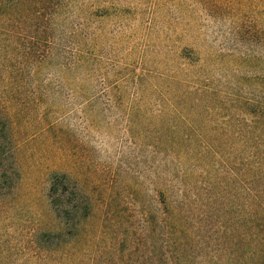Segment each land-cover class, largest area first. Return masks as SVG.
<instances>
[{
  "label": "rangeland",
  "instance_id": "374dc122",
  "mask_svg": "<svg viewBox=\"0 0 264 264\" xmlns=\"http://www.w3.org/2000/svg\"><path fill=\"white\" fill-rule=\"evenodd\" d=\"M15 79L0 264H264V0H0V82ZM53 175L88 214L58 253Z\"/></svg>",
  "mask_w": 264,
  "mask_h": 264
},
{
  "label": "trees",
  "instance_id": "16d2710c",
  "mask_svg": "<svg viewBox=\"0 0 264 264\" xmlns=\"http://www.w3.org/2000/svg\"><path fill=\"white\" fill-rule=\"evenodd\" d=\"M21 88V82L19 80H7L6 82H0V94L3 92H14ZM2 96L0 97L1 101ZM256 104L245 102L240 104V109L243 111L244 114L249 115L252 117V119H259L257 116L256 111ZM5 111L3 110L2 104L0 103V158L9 153L10 150H8V144L10 143L8 141V129H7V122L4 118ZM242 113V112H241ZM256 122L252 120L248 128H251L255 126ZM248 136H251L252 139L255 136V132L250 131L247 133ZM65 175H53L50 180V185L48 188V202L51 207V210L53 211V214L55 218L57 219L58 223H60V226H62V230L58 231L57 233L51 235L52 243H51V251L52 253H58V252H65L70 250V248L77 247V244H79V240H74L72 242H67L63 239V236L67 232V228L71 226V229L76 232L74 234V237L79 236L81 233L80 224L81 221L87 218L86 210L87 208H82L79 206V199L77 192L75 188L73 190L69 189L68 183L66 181ZM255 180V179H254ZM253 180L251 182H247L248 185H252ZM247 191L251 190L250 188L246 189ZM71 196V197H70ZM162 197V203L165 206V215H164V229H165V237L168 238V240L162 244V248H165L166 251L172 250L173 253L180 251L181 245L179 244V238L181 236V229H179L177 224V218L175 213L173 212V208H171L170 204L167 203V198L165 194H161ZM71 198V199H70ZM85 211L86 213H83ZM80 229V230H79ZM85 236V235H84ZM80 237V236H79ZM82 239V237H80ZM80 248H78V251H75L76 254L81 253V251H84L86 246L79 245ZM69 248V249H68ZM132 261L134 264L136 263L132 259H128L125 264H130ZM60 264H71L66 263V261H61ZM132 264V263H131ZM162 264H170V262H166L165 260L162 262ZM174 264H179V262L174 261Z\"/></svg>",
  "mask_w": 264,
  "mask_h": 264
}]
</instances>
